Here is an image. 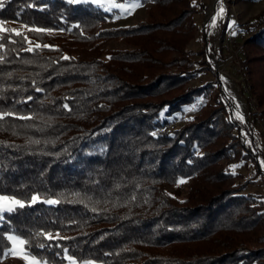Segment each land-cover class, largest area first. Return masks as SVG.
Wrapping results in <instances>:
<instances>
[{
	"label": "trees",
	"instance_id": "16d2710c",
	"mask_svg": "<svg viewBox=\"0 0 264 264\" xmlns=\"http://www.w3.org/2000/svg\"><path fill=\"white\" fill-rule=\"evenodd\" d=\"M147 1L145 19L105 26L113 15L95 4L3 0L0 21L23 36L0 40V113L15 114L0 120V194L41 199L3 213L0 264L8 235L46 264H67L64 249L95 264H264V194L230 181L251 164L260 175L256 155L218 82L187 84L214 69L204 38L187 47L207 3ZM246 41L264 51V22ZM202 95L205 108L173 126Z\"/></svg>",
	"mask_w": 264,
	"mask_h": 264
},
{
	"label": "rangeland",
	"instance_id": "374dc122",
	"mask_svg": "<svg viewBox=\"0 0 264 264\" xmlns=\"http://www.w3.org/2000/svg\"><path fill=\"white\" fill-rule=\"evenodd\" d=\"M136 2L137 0L124 2L106 0L105 7L102 9L106 11L105 8H110L111 10L106 12L113 16L105 23V26L133 25L145 19L146 8L151 4L150 1L139 0V7H131ZM205 3H207L206 9L195 18L196 33L187 47L197 52L203 45L204 38L207 41V56L214 69L195 72L194 77L189 79L187 84L204 85L213 81L218 82L222 93L230 101L231 115L243 125L240 133L244 143L256 155L257 165L261 169L260 175H253L255 166L252 164L247 169L237 168L241 169L242 175H236L230 181L237 182L253 178L244 191L264 194V164H262L264 162V116L262 113L264 109V51L246 41L254 34L259 24L264 22V0H205ZM112 4L123 7H112ZM221 8L224 12L217 15ZM214 17L215 24H213ZM106 47L123 49L129 45L113 40L108 42ZM259 55L263 57L260 56L261 59H257L256 56ZM191 59L194 60L193 70H196L200 66L197 62L200 59L199 55L192 54ZM244 65H247L246 68L243 67ZM250 78L254 84L253 91ZM217 88L215 85L212 92ZM208 101L207 95L196 97L184 107L183 111L176 113L173 126L179 127L194 114H199ZM193 106H195L194 110L186 111ZM237 113L243 117V120L237 118ZM186 190L185 183L183 193ZM11 247L10 241V249ZM4 261L11 264H25L24 260L13 256L10 251ZM67 264L70 262L68 261Z\"/></svg>",
	"mask_w": 264,
	"mask_h": 264
},
{
	"label": "snow or ice",
	"instance_id": "6c2138e0",
	"mask_svg": "<svg viewBox=\"0 0 264 264\" xmlns=\"http://www.w3.org/2000/svg\"><path fill=\"white\" fill-rule=\"evenodd\" d=\"M110 2V0H109ZM67 3L69 4H96L98 7L104 8L105 7V3L106 0H67ZM3 5V0H0V8H2ZM139 0H137L136 3L132 4L131 7H139ZM112 7H123L122 5H117V4H112ZM106 11H110V8H105ZM224 12V9L221 8L219 13H217V15H220ZM5 22L4 21H0V40H3L5 38L11 39V35H15V36H23V33L17 29H11L9 30L8 28L4 27ZM213 24H215V17L213 18ZM234 24V22H233ZM230 27L232 25H229ZM30 31H36L37 33H44V32H52V29H44V28H31L29 29ZM9 33H11V35H9ZM233 35H235V32H233ZM25 39H27V37H25ZM29 44H31V41H29ZM4 45L2 43H0V48H3ZM41 47V45L36 44L34 47L30 46L26 49H23L24 51H28V52H33L36 51L37 49H39ZM43 47H54L51 45H43ZM62 59H72L70 57L64 56L62 57ZM4 60L3 56H0V62H2ZM41 89H37V91H40ZM28 99H32L31 97H28ZM193 108H189L186 109V111H192L194 110ZM65 109L70 110L69 105L65 104L64 105ZM15 115L14 113L11 112H3L0 113V120H3L5 117L7 116H12ZM163 115V113L161 114ZM19 119H31V117H25V116H20L18 117ZM237 118L243 120V117L237 113ZM153 136L156 135L155 132L152 133ZM262 164H264V162H262ZM232 167H239V165H234ZM234 174V173H233ZM185 179L184 178H180L176 181L177 185L183 184L185 183ZM40 195L38 193H34L31 196V201L29 204H26L25 201H22L20 199H17L14 196H7V195H2L0 194V219L3 218V213L5 212H13L15 211L17 208H24L26 206H31V204H35L37 202L40 201ZM45 203L48 204H57L60 201L59 200H55V199H47L45 201H43ZM38 235H43L46 239L48 240H57V239H70L68 237H60L59 233H56L55 235H53L50 232H41L38 233ZM7 239L9 241H11L12 243V247L11 249H9V251L11 252V254L13 256L19 257L20 259L25 261V264H46V262H42L41 260H39L36 256L31 255V253L27 252V246L29 245V241L22 239L20 236H16V235H8ZM39 247L43 248L45 247L44 244H40ZM65 252V257L66 259L70 262V264H95V261L88 259V260H83V261H78L76 258H74L72 255H68V249H64Z\"/></svg>",
	"mask_w": 264,
	"mask_h": 264
},
{
	"label": "built area",
	"instance_id": "2783aa9c",
	"mask_svg": "<svg viewBox=\"0 0 264 264\" xmlns=\"http://www.w3.org/2000/svg\"><path fill=\"white\" fill-rule=\"evenodd\" d=\"M243 67L246 68V65H244Z\"/></svg>",
	"mask_w": 264,
	"mask_h": 264
}]
</instances>
